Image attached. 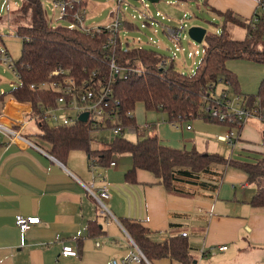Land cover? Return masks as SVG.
Segmentation results:
<instances>
[{
	"label": "crops",
	"instance_id": "0c3cea01",
	"mask_svg": "<svg viewBox=\"0 0 264 264\" xmlns=\"http://www.w3.org/2000/svg\"><path fill=\"white\" fill-rule=\"evenodd\" d=\"M257 5L258 0H208L205 6L230 10L241 20H250ZM227 66L240 75V80L242 69L251 71L244 77L247 82L241 81L240 92L257 93L264 65L230 60ZM30 107L13 98L0 99V121L25 113ZM137 122L147 125L156 121L148 118L144 123ZM186 125L176 128L171 124L173 130L164 125L159 137L179 149L194 147L210 154L218 151L213 137L204 139L192 122L190 129ZM226 126L230 130L231 126ZM217 141L224 143L218 137ZM43 143L46 145L33 142L21 147L0 137V264H111L113 259L122 261L132 253L141 254L123 228L122 218L146 226L150 239L157 243L187 232L195 264H264V207L251 205L257 187L248 182L243 171L218 166L217 172L202 174L198 179L178 180L175 185L181 192L174 193L145 170L137 171L136 183H128L125 174L132 167V158L121 156L114 160L115 167L99 163L92 169L85 151L72 150L61 161L50 153L51 144ZM231 149L235 159L262 158L264 121L248 120ZM78 151L86 154L87 167L84 158L74 159ZM80 162L84 166L77 164ZM104 182L110 184V198L101 201L98 191ZM19 214L39 217L40 221L21 232L16 225ZM90 221H97L102 231L89 234ZM218 245L228 249L212 256L201 255L202 247ZM64 246H71L78 256H64ZM130 264L181 263L163 258Z\"/></svg>",
	"mask_w": 264,
	"mask_h": 264
},
{
	"label": "trees",
	"instance_id": "16d2710c",
	"mask_svg": "<svg viewBox=\"0 0 264 264\" xmlns=\"http://www.w3.org/2000/svg\"><path fill=\"white\" fill-rule=\"evenodd\" d=\"M207 1L204 0L205 5ZM70 3L73 9L68 7L65 20L71 24L57 27L47 21L41 0H27L23 5V11L32 10L34 22L32 25H19L15 31L16 36L23 40L22 55L13 64L20 84L3 92L0 99L13 98L29 103L32 111L38 113L40 104H55L60 95L56 90L39 88L42 83L51 81L52 72L60 68L83 88L106 85L110 90V101L114 104L118 102L116 109L119 110L120 120L117 125L124 129L119 136L106 142L104 148L94 150L89 123L76 121L71 125H52L39 122L38 136L51 144L52 156L63 161L70 151L83 150L90 158L96 157L100 164L109 166L114 156L129 154L132 167L125 174L128 183H136L137 171L145 170L152 173L167 191L174 193L181 192L175 185L178 180L198 179L202 174L217 172L218 166L223 169L232 167L246 173L248 182L256 185L257 192L251 205L264 207V155L249 162L203 153L194 147L190 150L175 148L165 144L158 135L147 134L156 127V122L140 125L135 114L136 107L142 104L146 111L166 113L170 123L190 125L195 119L210 121L204 107L215 98L210 90L223 81L234 90L235 95L244 96L245 108L264 115V78L256 94H242L237 73L227 66L230 60L264 64V9L257 5L250 20H241L233 11L210 7L223 19L222 33H206L205 55L196 71L186 74L176 69L174 60L169 66L160 67V61L168 56L142 46L130 47L128 43L124 46L120 33L107 26H100V32L90 34L87 27L73 25L74 14L87 7V0ZM228 22L242 26L245 37L231 38ZM125 25L133 27L126 22ZM110 39L112 43H109ZM111 62L115 63L119 73L113 74ZM33 85L37 88H32ZM228 93L218 99L231 100L233 96ZM212 121L218 123L217 120ZM230 126L240 128L238 132L242 128L238 123ZM129 128L137 136L135 141L125 138ZM120 222L146 261L167 258L181 264H195L187 237L176 235L164 243H157L150 239V230L143 224L129 218H122ZM101 231L97 221L89 222V234Z\"/></svg>",
	"mask_w": 264,
	"mask_h": 264
},
{
	"label": "rangeland",
	"instance_id": "374dc122",
	"mask_svg": "<svg viewBox=\"0 0 264 264\" xmlns=\"http://www.w3.org/2000/svg\"><path fill=\"white\" fill-rule=\"evenodd\" d=\"M26 1L27 0H0V50L8 54L9 65H13L22 55L23 40L16 36L15 31L17 26L22 24L32 25L34 22L32 10L28 9L23 11L21 9ZM121 1L122 2H119V0H87V7L85 8V24L93 28L97 26H107L114 21L116 22V20L121 24H124L125 22L133 24V28L131 29L126 28L124 25H121L118 29L124 46H127V43L130 47L142 46L148 50L169 57H173L175 54L176 69L186 74L195 72L205 55V40H203L202 43L193 41L188 35V30L191 27H201L207 31V34L220 35L222 33V17L218 16L212 12L209 7L205 6L204 0H160L156 3H151L148 0ZM41 2L45 11L46 19L52 26H67L71 24L64 19L52 21L57 18L59 11L56 10L54 12L52 0H41ZM146 17L149 19L147 20ZM145 20L147 21L145 22ZM165 25L178 27L185 25L187 27L186 30L180 34L182 39L181 44H178L171 39L165 29ZM227 28L231 38L243 39L245 37V29L242 26L228 22ZM182 48H184V50ZM196 50H199V54L191 57L189 52ZM259 68L261 69L262 67L259 66ZM250 73L251 71L244 72L243 69L240 72L242 76V80L239 78L240 91L242 87L241 81L247 82L244 77L248 76ZM237 75L238 77L240 76L239 74ZM19 84L20 80L14 73V70L0 61V95L2 94L1 90L7 92L10 91L12 87L18 86ZM225 92H229L228 94L230 96H235L234 90L223 81L219 82L214 90H210L213 98L221 97ZM135 114L137 120L142 123L148 118L156 121V127L149 130L147 133L150 136H160L161 129L164 125H167L173 130L170 126L172 123L168 121L166 113L146 111L145 107L142 104H139L136 107ZM191 122L194 130L200 131L201 136H203L204 139L206 136L213 137L218 146V151L215 152V154L222 155L226 158H233L231 157L233 152L231 147H229L227 143L226 145L218 142V136H216L219 132H222L221 134L225 133L224 130L228 132L229 127L226 125L230 126V124L220 125L203 119H195ZM218 123L220 122L218 121ZM186 124L188 125L189 123H185V125ZM28 130L32 133V136L29 137L31 144L34 142L41 144L42 146L46 145L38 136L40 128L37 124L31 123L28 126ZM233 130L237 135L238 129L234 128ZM99 136L102 137L104 135L97 132L92 134L91 145L94 150H99L106 146L105 141L97 139ZM125 138L130 141H135L137 136L134 132H130L127 129ZM77 153L80 154L76 155L74 159L84 158L87 167L86 154L82 151H78ZM121 156L129 157L131 159L129 154H120L114 156L113 160L118 161ZM246 161L253 162L250 157L247 158ZM77 164L84 166L82 162Z\"/></svg>",
	"mask_w": 264,
	"mask_h": 264
},
{
	"label": "built area",
	"instance_id": "2783aa9c",
	"mask_svg": "<svg viewBox=\"0 0 264 264\" xmlns=\"http://www.w3.org/2000/svg\"><path fill=\"white\" fill-rule=\"evenodd\" d=\"M53 1V10L59 11L57 18L52 21H59L61 19H66L68 17V7L73 9L72 3L70 1L74 0H52ZM119 2H122L119 0ZM70 3L71 5H69ZM69 5V6H68ZM258 6L264 9V0H258ZM85 9L80 13L74 14L73 25L87 27L86 30L90 34L95 32H100V26L89 27L86 23ZM148 20L149 18L146 17ZM145 20V22L147 21ZM121 24L118 20L107 27L112 31L119 32ZM186 26H167L165 29L168 32L169 36L176 43L182 42L180 34L186 30ZM94 29V30H91ZM109 43H112V39L109 40ZM182 47V46H181ZM184 50V48H182ZM199 54V50L189 52L191 57ZM175 54L173 57L163 58L159 66L165 67L169 66L172 61L175 60ZM0 61L5 65L13 68V65H9V56L0 52ZM111 68L113 74H117L120 70L116 67L114 62H111ZM14 73L19 78V75L14 70ZM95 75V74H94ZM51 77L53 79L49 82L42 83L39 88L41 89H53L60 92L59 97L56 100L55 104L43 105L40 104L38 113L32 111L30 107L29 111L16 116L11 117L10 119L2 118L0 121V137L3 136L6 138V142L9 144H16L21 147H26L31 144L28 137L32 136L31 131L28 130V126L32 123L38 125L40 122H47L59 125H71L76 121H79V116L82 113L88 112V119L84 123H89V131L92 136L93 133H101L104 135L98 137L97 139L109 142L119 136L123 132V127L119 124L120 116L118 114L119 110L116 109L118 102L115 104L110 101V90L106 85L100 86L98 88L87 87L83 88L80 86L77 81L66 76V71L63 69H56L52 72ZM32 88H37L33 85ZM225 97V94L223 95ZM204 113L211 120H217L219 122H226L227 124L233 125L238 123L240 126H243L250 119H259L264 121V115L259 113L257 110H252L251 108L244 107V96L239 94L235 95L231 100L218 99L214 98L212 103L206 104L204 107ZM25 115V116H23ZM81 122V121H80ZM174 127L178 128V124L172 123ZM187 129H190L191 126L186 125ZM132 131L131 128L128 129ZM127 131V130H126ZM134 131V130H133ZM218 140L224 143H227L231 147L236 145L237 135L234 130L231 129L222 135L218 136ZM99 160L95 157L90 158V165L92 169H96L99 164ZM117 164L114 160L111 161L110 166L115 167ZM98 197L101 201L107 200L110 198V184L104 182L101 188L98 191ZM39 217H25L24 215L16 216V225L21 232L28 231L34 224L39 223ZM187 232L181 234L182 237H187ZM228 249L227 246H208L201 248L202 256H212L218 252H223ZM64 256L72 255L78 256V252L72 249L71 246H64L62 250ZM145 259L144 255L132 253L127 259L118 261L113 259L111 264H130L131 262H141Z\"/></svg>",
	"mask_w": 264,
	"mask_h": 264
},
{
	"label": "water",
	"instance_id": "95a60500",
	"mask_svg": "<svg viewBox=\"0 0 264 264\" xmlns=\"http://www.w3.org/2000/svg\"><path fill=\"white\" fill-rule=\"evenodd\" d=\"M148 1L151 2V3H156V2H159L160 0H148ZM206 32L207 31L204 28L191 27L188 30V35L193 41H195L197 43H202L203 40H204V37L206 35ZM87 119H88V112L82 113L79 116V121H81V122H86ZM194 263H196V261H194Z\"/></svg>",
	"mask_w": 264,
	"mask_h": 264
}]
</instances>
